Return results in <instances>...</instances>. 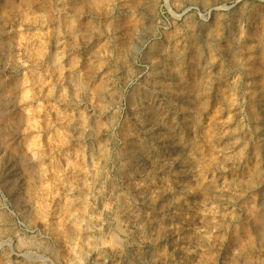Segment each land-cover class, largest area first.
Listing matches in <instances>:
<instances>
[{
	"label": "rangeland",
	"instance_id": "1",
	"mask_svg": "<svg viewBox=\"0 0 264 264\" xmlns=\"http://www.w3.org/2000/svg\"><path fill=\"white\" fill-rule=\"evenodd\" d=\"M0 264H264V0H0Z\"/></svg>",
	"mask_w": 264,
	"mask_h": 264
}]
</instances>
